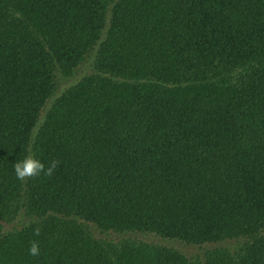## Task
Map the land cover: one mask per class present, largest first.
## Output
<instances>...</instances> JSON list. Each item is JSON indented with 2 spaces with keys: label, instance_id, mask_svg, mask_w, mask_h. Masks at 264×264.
<instances>
[{
  "label": "trees",
  "instance_id": "trees-1",
  "mask_svg": "<svg viewBox=\"0 0 264 264\" xmlns=\"http://www.w3.org/2000/svg\"><path fill=\"white\" fill-rule=\"evenodd\" d=\"M0 264H264V0H0Z\"/></svg>",
  "mask_w": 264,
  "mask_h": 264
},
{
  "label": "clouds",
  "instance_id": "clouds-1",
  "mask_svg": "<svg viewBox=\"0 0 264 264\" xmlns=\"http://www.w3.org/2000/svg\"><path fill=\"white\" fill-rule=\"evenodd\" d=\"M59 163L60 162L58 160L52 159L46 167L41 160L36 158L31 149H29L23 159L18 160L13 164V169L17 180L26 181L28 179L38 177L41 173L50 177L59 166ZM40 234L41 230L39 227L33 230L34 236H39ZM28 253L33 257L40 255V247L37 240H32L30 242Z\"/></svg>",
  "mask_w": 264,
  "mask_h": 264
}]
</instances>
